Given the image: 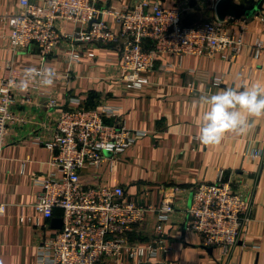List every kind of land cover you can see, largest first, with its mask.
<instances>
[{
  "label": "crops",
  "instance_id": "crops-1",
  "mask_svg": "<svg viewBox=\"0 0 264 264\" xmlns=\"http://www.w3.org/2000/svg\"><path fill=\"white\" fill-rule=\"evenodd\" d=\"M126 1L114 0L110 5L121 8ZM160 1L183 8L187 24L218 17L219 0ZM231 1L254 12L240 16L246 19L247 43L227 59L187 55L179 64L173 55L159 57L144 89L127 91L118 78L117 45L101 46L92 49L95 57L86 55L75 65L69 79L58 80L50 88L39 80L29 84V88L49 89L65 106L78 102L96 108L117 106L126 125L136 131L134 145L112 168L105 161L99 167H85L82 176L87 183L120 184L136 203H173L174 211L163 223L170 249L158 253L156 264H264V118L254 119L244 135H226L219 146L204 145L197 138L207 107L196 103L201 97L223 87L264 85V48L258 56L254 53L255 41L264 40V0ZM21 8L19 0H0V83L7 64L20 69L45 64L67 71V50L46 60L36 46L31 52L8 48L4 37L11 31L9 16ZM12 108L20 120L10 124L0 153V202L8 204L0 215V264H40L41 242L61 226L54 221L61 218L59 209L46 220L33 206L42 189L38 179L52 170L53 151L42 141L52 138L55 111L50 112L39 92ZM254 151L260 155L254 156ZM220 172L252 203L241 237L228 254L205 246L198 233L185 229L193 186L215 180ZM158 223L156 214L150 213L130 239L142 244L151 240Z\"/></svg>",
  "mask_w": 264,
  "mask_h": 264
},
{
  "label": "built area",
  "instance_id": "built-area-1",
  "mask_svg": "<svg viewBox=\"0 0 264 264\" xmlns=\"http://www.w3.org/2000/svg\"><path fill=\"white\" fill-rule=\"evenodd\" d=\"M19 1L21 10L8 15L11 31L4 37L8 48L31 52L36 46L46 60L67 50V71L52 68L55 82L69 79L75 65L86 55L95 57L92 49L101 46L117 45L119 80L127 91H141L159 57L173 55L179 64L187 55L227 59L247 43L245 18L226 16L187 24L183 8L164 6L160 0H127L121 8L110 5L114 0ZM263 48L264 40L257 39L255 55ZM23 70L7 64L1 78L0 153L10 124L20 120L12 107L18 101L29 102L35 92L42 94L50 112L55 111L52 138L42 141L53 151L52 170L38 179L42 189L33 206L46 220L54 218L55 209L62 211L61 227L41 242L42 260L48 264H156L158 253L170 249L163 223L174 211L173 203H136L124 186L87 183L82 176L85 167H99L105 161L112 168L134 145L136 131L126 125L117 106L96 108L79 102L65 106L47 88L34 85L20 91L10 86V81L22 78ZM191 194L185 229L198 233L205 246L230 253L248 220L251 197L234 189L224 172L213 181L195 184ZM7 208V203L0 202V215ZM150 213L159 222L154 236L143 244L132 241L130 234Z\"/></svg>",
  "mask_w": 264,
  "mask_h": 264
},
{
  "label": "clouds",
  "instance_id": "clouds-1",
  "mask_svg": "<svg viewBox=\"0 0 264 264\" xmlns=\"http://www.w3.org/2000/svg\"><path fill=\"white\" fill-rule=\"evenodd\" d=\"M56 72L51 67H28L23 78L10 81V86L20 91L28 89L30 82L39 80L45 87H52ZM197 104L206 105L197 130L200 143L219 146L226 135H244L254 119L264 118V85L223 87L218 92L201 97ZM40 264H45L42 260Z\"/></svg>",
  "mask_w": 264,
  "mask_h": 264
},
{
  "label": "water",
  "instance_id": "water-1",
  "mask_svg": "<svg viewBox=\"0 0 264 264\" xmlns=\"http://www.w3.org/2000/svg\"><path fill=\"white\" fill-rule=\"evenodd\" d=\"M216 12L218 18L223 20L226 16L240 17L241 15H251L254 9L240 7L231 0H219L216 5ZM54 221H56L57 225H62V218L54 219Z\"/></svg>",
  "mask_w": 264,
  "mask_h": 264
},
{
  "label": "trees",
  "instance_id": "trees-1",
  "mask_svg": "<svg viewBox=\"0 0 264 264\" xmlns=\"http://www.w3.org/2000/svg\"><path fill=\"white\" fill-rule=\"evenodd\" d=\"M88 107H91V106H88ZM57 209H59V208H57ZM57 209H55V212H56ZM59 210L61 211V209H59ZM55 212H54V213H55ZM61 214H62V211H61V213H60V216H61Z\"/></svg>",
  "mask_w": 264,
  "mask_h": 264
}]
</instances>
